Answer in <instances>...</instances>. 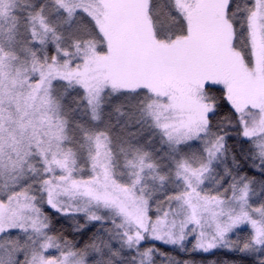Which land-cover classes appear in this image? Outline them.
Listing matches in <instances>:
<instances>
[{"label": "snow or ice", "instance_id": "1", "mask_svg": "<svg viewBox=\"0 0 264 264\" xmlns=\"http://www.w3.org/2000/svg\"><path fill=\"white\" fill-rule=\"evenodd\" d=\"M0 264H264V0H0Z\"/></svg>", "mask_w": 264, "mask_h": 264}]
</instances>
